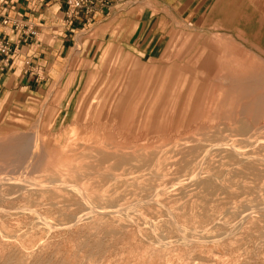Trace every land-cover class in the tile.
I'll return each instance as SVG.
<instances>
[{
  "label": "rangeland",
  "instance_id": "rangeland-1",
  "mask_svg": "<svg viewBox=\"0 0 264 264\" xmlns=\"http://www.w3.org/2000/svg\"><path fill=\"white\" fill-rule=\"evenodd\" d=\"M229 6L90 24L1 92L0 264H264V34Z\"/></svg>",
  "mask_w": 264,
  "mask_h": 264
},
{
  "label": "crops",
  "instance_id": "crops-1",
  "mask_svg": "<svg viewBox=\"0 0 264 264\" xmlns=\"http://www.w3.org/2000/svg\"><path fill=\"white\" fill-rule=\"evenodd\" d=\"M228 1L232 24L239 13L244 22L258 26L255 34H264V0ZM216 2L112 0L89 22L80 23L64 20L63 0H0V41L13 49L8 67L0 71V94L11 90L28 94L37 91L48 80V74L58 70L60 57L74 46L76 32L90 24H116L118 30L124 24L127 28L151 25L150 31L157 24L170 23L171 19L187 24H212ZM2 20L6 23L2 24ZM30 32L34 35H29Z\"/></svg>",
  "mask_w": 264,
  "mask_h": 264
},
{
  "label": "built area",
  "instance_id": "built-area-1",
  "mask_svg": "<svg viewBox=\"0 0 264 264\" xmlns=\"http://www.w3.org/2000/svg\"><path fill=\"white\" fill-rule=\"evenodd\" d=\"M111 1L112 0H63L64 20L67 22L87 23L95 13L106 9ZM5 23L6 21L2 20V24ZM29 35L33 36L34 33L30 32ZM12 53L13 49L0 41V71L8 67Z\"/></svg>",
  "mask_w": 264,
  "mask_h": 264
},
{
  "label": "bare ground",
  "instance_id": "bare-ground-1",
  "mask_svg": "<svg viewBox=\"0 0 264 264\" xmlns=\"http://www.w3.org/2000/svg\"><path fill=\"white\" fill-rule=\"evenodd\" d=\"M71 190V189H70Z\"/></svg>",
  "mask_w": 264,
  "mask_h": 264
}]
</instances>
